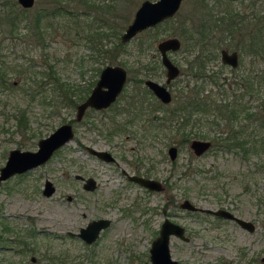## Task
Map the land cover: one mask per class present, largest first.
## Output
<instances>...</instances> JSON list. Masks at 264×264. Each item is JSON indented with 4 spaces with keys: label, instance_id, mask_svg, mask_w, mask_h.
<instances>
[{
    "label": "rangeland",
    "instance_id": "obj_1",
    "mask_svg": "<svg viewBox=\"0 0 264 264\" xmlns=\"http://www.w3.org/2000/svg\"><path fill=\"white\" fill-rule=\"evenodd\" d=\"M61 1L62 6H70L79 14L86 12L79 15V27L69 16L49 21L52 23L44 20L40 31H28L24 21L14 30L0 22V67L7 80L6 87L0 86V167L10 150L34 151L38 141L61 124L71 121L74 128L73 139L45 164L1 183L0 264H151L149 248L164 218L181 225L189 238L186 242L171 236V256L179 264H264V82L259 80L264 74V58L252 59L245 53L251 49L250 37L243 43L234 41V36L225 38L217 56L205 63L203 94L216 105H228L227 111H236L237 116L233 120L211 112L204 115L207 124L186 127L189 135L196 134L193 139L203 136L211 140V148L202 155L193 154L189 147L192 139L182 143L180 135L154 120L162 117L160 110L152 113L146 104L143 114L138 110L132 115L115 113L126 107L128 95H135L133 88H141L138 78L166 84L156 46L159 40L172 36L181 40V49L169 53V57L182 72L168 85L173 96L169 107L174 108L186 86L195 81L189 76L188 65L200 49L196 46L193 50L195 40L189 34L201 23L205 25L203 14L208 12L217 20L234 10L246 17L242 33L249 36L248 31L254 27L252 14L264 16V0H184L173 18L154 29L158 37L153 44L146 40L140 46L146 34L141 32L121 43L111 59L98 56L81 38V25L93 22L97 27L106 22L121 30L116 37L110 28L105 29L109 36L103 43L111 48L120 42L144 0H88L106 5L101 12L88 9L87 0ZM51 3L35 0L27 15L32 17L44 6L53 7ZM260 27L261 23L256 24V29ZM223 48L239 52L237 68L221 63ZM154 60L158 65H153ZM141 64L149 69L142 71ZM107 65L127 70L130 81L124 93L109 109H90L82 121L75 122L79 97L90 92ZM65 92L77 98L76 105L63 101ZM20 114L26 118V129L18 125ZM128 120L119 132L111 134L112 128ZM233 132L245 141L242 146L227 149L221 140ZM86 146L110 151L119 166L92 156ZM170 146L178 148L173 161L167 154ZM139 161L142 166L137 168ZM122 170L158 179L164 190H145L129 182ZM76 174L95 179L97 188L84 190ZM46 180L55 187L50 196L43 194ZM185 199L200 208L229 210L253 222L255 230L249 233L233 221L182 209L179 205ZM98 218L110 219L111 225L96 241L86 244L77 234Z\"/></svg>",
    "mask_w": 264,
    "mask_h": 264
},
{
    "label": "water",
    "instance_id": "obj_2",
    "mask_svg": "<svg viewBox=\"0 0 264 264\" xmlns=\"http://www.w3.org/2000/svg\"><path fill=\"white\" fill-rule=\"evenodd\" d=\"M16 1L25 9L32 8L35 5V0ZM182 2L183 0H144L138 6L131 22L121 34L120 42L127 43L144 30L153 28L157 24L172 18L179 11ZM156 47L160 53L161 63L165 68V83L168 84L180 74V68L171 60L169 53L181 49V40L175 36L164 38L158 41ZM220 55L223 63L230 65L232 68L237 67L238 54L236 51L228 52L222 49ZM127 79V70L123 66H105L100 71L99 77L88 97L76 107L74 120L77 122L80 121L88 108L100 110L109 107L121 93L127 83ZM144 83L163 103L171 102L172 95L165 85L152 79H146ZM73 137L74 128L72 123H63L48 136L41 138L37 143L36 150H10L4 165L0 167V185L14 175L26 173L45 164L57 150L70 142ZM211 144L210 140L192 139L189 143V147L194 155L200 156L211 147ZM86 150L90 154L106 162L113 159L106 150H97L88 146H86ZM177 153L178 148L176 146L169 147L168 154L171 160L176 158ZM76 177L82 178L80 175ZM129 179L137 182L142 187L156 192L164 190V186L159 180L139 176H129ZM94 187L95 180L91 177L87 178L84 188L86 190H92ZM54 190L55 188L52 182L46 180L43 194L45 196H50ZM180 206L189 211L208 212L218 217L234 220L241 228L249 232L255 230V225L252 222L239 218L226 209L211 210L200 208L195 206L188 199L183 200ZM109 224L110 220L106 218L93 220L89 222L86 227L81 228L77 236L83 239L87 244H91L98 238L100 231L107 228ZM171 236L186 242L189 241V238L185 235V229L181 225L170 221L168 218H164L158 235L152 240L149 248V259L151 264H179V262L171 256Z\"/></svg>",
    "mask_w": 264,
    "mask_h": 264
},
{
    "label": "trees",
    "instance_id": "obj_3",
    "mask_svg": "<svg viewBox=\"0 0 264 264\" xmlns=\"http://www.w3.org/2000/svg\"><path fill=\"white\" fill-rule=\"evenodd\" d=\"M53 3V7L44 6L39 8L35 11L34 15L32 17L28 16L27 13L30 9L22 8L16 0H8L5 2L0 3V22L2 24H6L11 29H16V25L20 22H25L26 28L28 31L35 30L40 31V29L43 26V21L47 20V23H52L49 21L60 19L61 16H69L71 19H73V22L77 24L79 27V15H86V12H80L82 14H79L78 10H71L72 8L70 6H62L64 1L61 0H50ZM51 3V4H52ZM88 4V9L94 10L96 9L98 12L104 11L106 9V5H97L95 3H91L88 0L86 1ZM202 9V8H201ZM87 10V9H86ZM88 11V10H87ZM204 11V9H203ZM73 12L76 13L73 15ZM203 13V12H202ZM205 13V12H204ZM203 15H206L203 14ZM58 19V20H59ZM100 21H102L100 19ZM214 22V21H213ZM86 24L81 25L80 30L83 32V36L81 38L87 40L91 48L95 50L98 56L104 55L106 58H112V56H115L117 53H113V51L118 50L122 44L121 42H118L113 45V47L108 48L105 47V44L103 43L104 38L108 37L109 34L106 33V28L111 29V35L112 36H119L121 30H117L115 26H110L109 23H98L97 27H93V22H85ZM215 23V22H214ZM101 24V25H99ZM161 24L156 25L153 28H149L142 32L140 35H143L146 33L143 37H145L144 42H139L140 46L143 43H146L147 41H150L152 44L154 43L155 39L158 37L157 32H153L154 29H157ZM218 26V23L216 21L215 26ZM50 26V25H49ZM207 20H205L203 24L201 23L200 26H197L196 31L190 32L189 36L191 40H195V43L193 44V50L196 51V46H199L200 52L198 51L197 55H194V58L188 65V71L189 76L193 78L194 84H188L186 86L185 92L180 96L179 100L176 101L174 108H170L168 105H163L159 101L155 103L154 108L156 110L162 111L163 115L162 117H155V121H161L160 126L169 128V130L175 131L174 133L177 135H180L179 139L182 143H188L191 139H193L196 136L189 135L187 133L186 127L189 124L192 125H204L207 124L206 118L204 115H208L211 112L218 113L219 116H225L228 117V119H231L233 117L237 116L236 111L228 112L227 108L228 105L225 106H219L215 104V101L211 99L208 95L203 94V78L205 77V63L207 60H210L212 58H215L217 56V50L221 46V42H224V38L222 39H212L209 40L206 38L208 36V29H207ZM122 29V28H121ZM11 30V32L13 31ZM34 32V31H33ZM86 32V34H85ZM80 38V39H81ZM147 40V41H146ZM243 43V42H242ZM252 45V44H250ZM250 52V50L248 51ZM256 56L257 58L261 57L264 58V41L262 39H258L256 43ZM245 53H247L245 51ZM248 54V53H247ZM96 58V57H95ZM158 63V60H156ZM155 60L153 62V65H158ZM142 71H146L149 69L148 65L141 64L139 67ZM145 69V70H144ZM182 73V72H181ZM211 80L215 83H217V80L214 77H210ZM260 81L264 82V74L260 76ZM130 81V80H129ZM128 81V82H129ZM142 82V79L138 78V83L140 84ZM199 83V85H198ZM7 80L5 77V72L0 67V86L6 87ZM86 96V95H85ZM85 96H80L79 100H82L85 98ZM134 98V97H133ZM77 98H72L71 95L67 94L65 92L63 94V101L67 103V105L74 106L77 104L78 100H75ZM136 101V97L134 98ZM139 107L143 108L141 106V103H132L131 108ZM229 113V114H228ZM195 114H199L200 116H193ZM183 115V116H181ZM18 125L26 129L27 127V121L26 118H24V114H20L18 116ZM218 117V116H217ZM193 118V119H192ZM193 120V121H192ZM71 122V121H70ZM115 124L111 122V127H113ZM261 126H264V118H262ZM120 125L117 124L116 127L112 128L111 134L119 132ZM239 134L237 132H233L227 136V138L222 139L221 142L223 145L229 149V148H236L239 146H242L243 142L245 141L244 138H241V141L238 138ZM203 139V136H201ZM240 141V142H238Z\"/></svg>",
    "mask_w": 264,
    "mask_h": 264
},
{
    "label": "flooded vegetation",
    "instance_id": "obj_4",
    "mask_svg": "<svg viewBox=\"0 0 264 264\" xmlns=\"http://www.w3.org/2000/svg\"><path fill=\"white\" fill-rule=\"evenodd\" d=\"M184 1V0H183ZM183 3V2H182ZM254 3V2H253ZM182 5V4H181ZM177 14V13H176ZM175 14V15H176ZM174 15V16H175ZM173 16V17H174ZM252 18H253V22H252V24H251V26H254V27H252L251 28V30L252 31H246L248 34H250L249 36H246L245 34H243L242 33V29L244 28V26L246 25H243V26H241V24L243 23L242 21H246L247 19H246V17H241L238 13H236L234 10L232 11L231 9L230 10H228L227 12H226V14L224 15V16H222V17H220V18H217V20H215L214 18H212L211 16H210V14L207 12V14H206V18H207V29H208V36L206 37L208 40L210 39V38H212V39H222V38H224V40H225V38H227V39H230L231 38V36H234L233 37V40L234 41H236L237 43H242L243 42V40H245V38L247 37H250V43L252 44L251 45V49H250V52H247L246 54L247 55H250L251 57H252V59L255 57H257L256 56V43H257V41H258V39L260 38V39H262L263 41H264V16H261V17H257L256 16V14H252ZM172 17V18H173ZM171 19V18H170ZM168 20V19H167ZM166 21V20H165ZM216 23V21H217V23H218V26L216 25L215 26V23ZM164 22V21H163ZM163 22H161V23H163ZM161 23H159V24H161ZM258 23H261V27H260V29H256V24H258ZM158 25V24H157ZM219 34H218V33ZM245 36V37H244ZM246 38V40H248ZM223 49H225V48H223ZM222 50V49H221ZM220 50V51H221ZM225 50H227L228 52H232V51H236L237 52V54H238V65H239V59H240V56H239V52L237 51V50H228V49H225ZM171 53V52H170ZM240 54H242L241 52H240ZM220 60H221V55H220ZM160 62H161V59H160ZM221 63L222 64H224V65H226V66H230V65H228V64H226V63H223L222 62V60H221ZM162 64V63H161ZM238 65H237V67H238ZM231 67V66H230ZM237 67H235V68H237ZM234 68V69H235ZM180 72H181V70H180ZM128 74V73H127ZM166 75V74H165ZM180 75V74H179ZM179 77V76H178ZM177 78V77H176ZM175 78V79H176ZM141 79V78H140ZM146 79H151V78H148V77H146L145 79H143L142 80V82L139 84L140 85V87L141 88H139V90H137L136 88H133V91H134V93H135V95H133V94H130V95H128V99L126 100V103H125V108L123 109V110H120V111H115V113H119V112H123V111H125L127 114H131L132 115V113H134V110H138L139 111V113H144L145 111L143 110V108H146V104L149 106V109H150V111L152 112V113H154L155 111H156V108H154V106H155V103L157 102V101H159L160 103H162L163 105H168V104H170L172 101H173V96H172V100H171V102L170 103H163L160 99H158L153 93H152V91L145 85V80ZM175 79H173V80H171L170 81V83H172ZM153 80V79H152ZM128 81H129V79H127V83L125 84V86H124V88L122 89V91H121V93L119 94V96L117 97V99L109 106V107H107V108H105V109H100V110H97V109H94V108H88V109H86V111H85V113H84V116H85V114H86V112L88 111V110H96V111H104V110H107V109H109L114 103H116L118 100H119V98H120V96L124 93V91H125V89H126V86H127V84H128ZM165 82H166V79H165ZM96 83V82H95ZM95 83H94V85H95ZM170 83H168V84H165V86L167 87V89H168V85L170 84ZM94 85L92 86V88L94 87ZM92 88L90 89V92H91V90H92ZM169 90V89H168ZM90 92L85 96V98L84 99H82V100H80V102L77 104V106L81 103V102H83L87 97H88V95L90 94ZM171 93V92H170ZM172 95V94H171ZM136 97V101H135V99L134 98ZM152 98V99H151ZM134 102H140L141 103V106H143V108H139V107H136V108H134V107H132L131 108V104L132 103H134ZM76 106V107H77ZM138 113V114H139ZM135 114V113H134ZM84 116H83V118H84ZM83 118L80 120V121H82L83 120ZM233 120H235L236 119V117H233L232 118ZM80 121H78V122H80ZM129 121H131V120H128V121H125L124 123H122L120 126L123 128V127H125V125H127V123H129ZM75 122H77V121H75ZM70 123V122H69ZM121 127H120V129H121ZM211 141V140H210ZM212 143V142H211ZM211 148V147H210ZM209 148V149H210ZM169 149V148H168ZM208 149V150H209ZM110 155H111V157L113 158L112 160H110L109 162H106V161H104V160H102V159H100V158H98V157H96V156H94V155H92V156H94V157H96L97 159H99V160H101V161H103V162H105V163H107V164H113V165H116V166H119V162L117 161V159H116V157L110 152V151H108V150H106ZM88 152V151H87ZM89 153V152H88ZM90 154V153H89ZM167 154H168V150H167ZM178 154V153H177ZM168 156H169V158H170V155L168 154ZM176 157H177V155H176ZM176 159V158H175ZM174 159V160H175ZM170 160H171V158H170ZM171 161H173V160H171ZM142 166V164H141V161H139V162H137V168H140ZM29 172V171H28ZM27 173V172H26ZM24 174V173H23ZM122 174L126 177V179L129 181V182H132V183H135V184H138L137 182H135V181H132V180H130L129 179V176H139V177H144V178H151V177H147L146 175H142V173H138L137 172V174H129V173H127V172H125V171H123L122 170ZM18 175H20V174H18ZM77 175H79V174H76L75 175V179H77V180H79V181H81L82 182V187H83V189L84 190H86L85 188H84V184H85V181L87 180V178L86 179H84L81 175V177L82 178H77L76 176ZM152 179H155V178H152ZM95 180V179H94ZM155 180H158V179H155ZM161 182V181H160ZM162 183V182H161ZM45 184V183H44ZM139 185V184H138ZM163 185V184H162ZM140 186V185H139ZM142 187V186H141ZM55 188V187H54ZM97 188V184H96V180H95V187L92 189V190H86V191H93V190H95ZM142 188H144L145 190H148V191H153V190H150V189H147V188H145V187H142ZM44 189V188H43ZM54 192H55V190H54ZM53 192V193H54ZM154 192H156V191H154ZM71 199V196H68V200H70ZM179 207L181 208V206L179 205ZM183 209V208H182ZM187 211H189V210H187ZM189 212H193V211H189ZM195 212H197V211H195ZM203 213H207V214H210V213H208V212H203ZM212 215V214H211ZM213 216H215V215H213ZM215 217H217V218H220V219H225V218H222V217H218V216H215ZM98 219H101V218H98ZM98 219H96V220H98ZM106 219H108V218H106ZM110 220V219H109ZM225 220H229V221H233V222H235L234 220H230V219H225ZM93 221V220H92ZM91 222V221H90ZM236 223V222H235ZM253 223V222H252ZM162 224V223H161ZM237 224V223H236ZM254 224V223H253ZM111 225V220H110V224H109V226ZM238 225V224H237ZM108 226V227H109ZM161 226V225H160ZM239 226V225H238ZM107 227V228H108ZM240 227V226H239ZM241 228V227H240ZM81 229V228H80ZM106 229V228H105ZM105 229H102L101 231H100V233L103 231V230H105ZM160 229V228H159ZM243 229V228H242ZM243 230H245V229H243ZM80 231V230H79ZM246 231H248V230H246ZM249 232V231H248ZM254 232V231H253ZM100 233H99V236H100ZM249 233H252V232H249ZM98 236V237H99ZM83 240V239H82ZM97 240V239H96ZM95 240V241H96ZM84 241V240H83ZM85 242V241H84ZM86 243V242H85ZM87 244V243H86Z\"/></svg>",
    "mask_w": 264,
    "mask_h": 264
},
{
    "label": "bare ground",
    "instance_id": "obj_5",
    "mask_svg": "<svg viewBox=\"0 0 264 264\" xmlns=\"http://www.w3.org/2000/svg\"><path fill=\"white\" fill-rule=\"evenodd\" d=\"M44 216H45V215H44ZM40 219H41V218H40ZM45 219H46V218H45ZM41 220H42V219H41ZM41 220H40V221H41ZM50 220H51V219H50ZM53 220H54V219H53ZM53 220H51V221H53ZM54 222H55V221H54ZM45 223H46V222H45ZM47 224H48V223H47ZM55 224H56V223H55ZM57 224H58V223H57ZM42 225H43V224H42ZM61 228L63 229V227H61Z\"/></svg>",
    "mask_w": 264,
    "mask_h": 264
}]
</instances>
